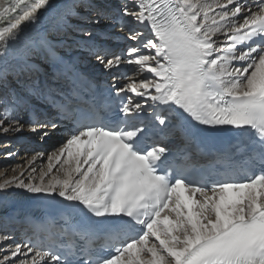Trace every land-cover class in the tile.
I'll return each mask as SVG.
<instances>
[{"label":"snow or ice","instance_id":"obj_1","mask_svg":"<svg viewBox=\"0 0 264 264\" xmlns=\"http://www.w3.org/2000/svg\"><path fill=\"white\" fill-rule=\"evenodd\" d=\"M81 6L95 14V24L126 17L125 23L142 26L129 29L135 44L126 54L93 52L106 69L128 64L151 74L126 87L163 109L155 116L161 132L182 137L189 148L197 135L212 131L235 130L247 139L239 141L243 151L238 147L214 157L222 165L216 178L199 174L189 180L197 174L190 152L177 154L159 142L146 145L140 103L129 98L119 109L122 115L108 123L93 107H78L51 89L35 90L47 107L34 105L28 96L9 94L5 67L0 131L19 132L27 124L44 139L66 122L68 136L53 156L57 164L74 165L66 178L45 183L43 174L39 184L20 180L15 186L50 197L49 204L96 227L82 230L85 246L78 261L69 259L71 251L43 244L16 243L5 251L3 244L12 237L0 234V264H264V0H135L115 10L106 0H87ZM52 7V0H0V63L9 64L25 30ZM215 8L221 11L210 16ZM216 33L226 37L223 46L212 39ZM41 52L55 56L49 41L41 39L25 45L24 57ZM10 107L31 118L23 123L9 118ZM170 113L184 123H172ZM241 173L245 178L237 179ZM12 184L0 183V195L6 198ZM97 231L103 233L99 244Z\"/></svg>","mask_w":264,"mask_h":264},{"label":"bare ground","instance_id":"obj_2","mask_svg":"<svg viewBox=\"0 0 264 264\" xmlns=\"http://www.w3.org/2000/svg\"><path fill=\"white\" fill-rule=\"evenodd\" d=\"M112 1H113V4H116L115 0H112ZM128 1H130L132 3L135 2V0H128ZM208 2L214 3V0H208ZM86 3H87V0H52L53 7L47 13H45V15L42 17L40 23L37 26H35L34 28H28L25 30L23 39L21 40V43L14 46V49H13L14 55H13V57H10L9 64L7 66H5L3 63H0V70H4L5 67L7 68L8 81L10 82L13 80L14 84L18 83V84H16L17 86H14V88L12 85V88L7 89V90H10V92H9L10 94H12V93L27 94L29 92L28 84L22 83L24 81L23 78H25V82L28 81L31 84L33 83L31 81V79H32L34 73L30 69V67L28 66L29 65L28 62H25V59L27 61H30L29 59L38 58V60H39L40 54L25 58L24 57V49H25L26 44L31 43V42H35L36 39L43 38V39H47V40L51 41L52 43L54 42L58 46H62L63 49L69 50V49H75L76 48V50L77 49L79 50V46H80L79 43L81 42V40L71 42L73 37H71L70 39L67 38L65 40H67L70 43V45H72V46H68L67 43H63L64 35H65L63 32H64V30L71 32L70 31V30H72L71 26L77 22L75 19H77L78 17L80 18V19H78V23H80V24H86L87 26L99 25V24L93 23V21L96 19L95 14L94 13L90 14L87 7L81 6L82 4H86ZM123 5L124 4H121V3L116 4L117 8L121 7ZM128 5L131 6L130 4H128ZM78 7H81V11H83L82 13H80L81 12L80 10L78 12V9H79ZM220 11H221L220 8H215L214 11L209 12V15L215 16L216 13H218ZM76 14H77V16H76ZM88 15H90L91 20L86 19ZM61 16H63L64 19H60ZM74 16H75V19L73 18V20H71L70 18H72ZM217 19H219L218 16H217ZM81 20H84V21H81ZM100 22L102 23V20ZM105 23H106L105 24L106 27L113 26L112 23H109V22H105ZM209 23H211V22H209ZM220 23L223 24L224 22L220 21ZM65 25H67V27H65ZM131 27L133 29L142 28V26L134 24V23L132 24V26H129V28H131ZM212 27H215V26L212 25ZM117 28H118V29H116L117 33H121V34H124L126 36L130 35V34H127L128 28H125V27L124 28L117 27ZM78 29L80 30L81 28H78ZM79 30H76V32ZM142 30L145 32L146 35H149V29L143 28ZM61 31H63V32H61ZM60 32H61V35H60ZM58 36H62V37H58ZM75 36L76 37H82V39H83V37H86L87 35L84 34V36H82L81 33H78ZM223 36L224 35H222L221 33H216L215 35H213L212 38H213V40H218L220 42V44L222 45V42L224 39ZM145 51H147V50H145ZM85 56H87L86 59H88V57H89L88 54L85 53ZM102 66L103 65L100 64L97 59L94 60V64L92 65V67H95L96 70L100 69ZM149 75H151V74L147 73V72H139L138 73L137 71H134L132 73L133 81H135L137 83L141 79H143L145 76L149 77ZM20 81H21V83H20ZM9 85L10 84H7V87ZM2 91H5L4 87H0V95H3ZM0 113L2 114L1 116H3L5 114L2 106H0ZM7 114L9 116V118L16 116L15 115L16 112L14 113L12 111L11 107L8 109ZM17 118L21 119L22 123L24 122V119L22 117H17ZM4 126L7 127L8 126L7 123H5ZM23 130L27 131L29 133L30 137L26 136L27 134L21 135V133H24V132H22ZM49 136H50V132H49ZM27 137H28V139H31V140H34L37 142H42V140H40V141L38 140V133L32 132L30 129L25 128V126L19 132H9V133L5 134L2 131H0V141L4 140V142H2L0 144V149H6L8 147H12V145L15 143V141L17 139H23V138H27ZM48 137L44 138V141H47ZM20 146L17 147V150L21 148ZM43 147H44V149H46L45 145ZM59 147H60L59 142L57 144L53 145V147H51L52 149H50V152L48 153L49 156H53V153L56 152V150ZM4 151H6V150H4ZM20 151H19V153H20ZM9 153H11V155H9ZM12 153L13 152L11 151V152H8L4 155V156H6L5 159L9 158L8 161H11V162L9 164L5 165L4 167L0 166V183H3L5 180L13 181L12 186L7 189V192H10V193L28 192L24 188H17L15 186L16 181L23 180L25 184H29V183L39 184L41 176L43 174H46V175H44V181H45V183H47L49 180H52V179L66 178L67 171L70 169V167H74V165L70 166V165L63 164L62 161H61V164H57L54 156H53V159L50 161L48 157H44L46 154L44 152H41V153H43V155H37L36 154L33 156H27L26 158H25V156H26L25 153L22 152V154H20V157H18L17 160L12 159L13 158ZM33 157H36L35 160H33ZM43 158H47V162L45 165L46 167L43 166V169L40 171L39 176H33L32 173L35 171H33L32 169L33 168L36 169L37 167H40L41 166V160ZM21 162H23V164ZM50 164H51V171H49ZM29 166H30V168L28 170H26ZM28 171H29V173H27ZM30 174H32V176ZM73 175H75V173H73ZM14 247L15 246L13 244L11 245L10 243H8V241L3 244V248L5 251H9L10 249H12Z\"/></svg>","mask_w":264,"mask_h":264},{"label":"rangeland","instance_id":"obj_3","mask_svg":"<svg viewBox=\"0 0 264 264\" xmlns=\"http://www.w3.org/2000/svg\"><path fill=\"white\" fill-rule=\"evenodd\" d=\"M130 5H132V4H130ZM79 9H78V12H79V10L81 11V7H78ZM83 11H81L80 13H82ZM76 16H77V14H76ZM73 18L75 19V16L74 17H72V18H70L71 20H73ZM78 19H80L79 17L77 18V19H75L76 21V23H74V25H72L71 26V28H72V30H70L71 32H69V31H65L64 30V32L63 31H61V32H63L65 35H64V40H63V42L64 43H67V45L68 46H71L70 45V43L67 41V40H65V39H70L71 37H73L72 38V40H71V42L72 41H76L77 39H78V37L76 38V36L75 35H77L78 33H81V35L83 34V33H85L86 31H88V32H90V30H87V29H90V27H93V25H89V26H87L86 24H80V23H78ZM87 19L88 20H91V17L89 16V17H87ZM81 21H84V20H81ZM83 23V22H82ZM100 24H101V22L99 23V25H96V27L97 26H100ZM74 26V27H73ZM81 26H82V28H84V29H86V30H83L82 28H81ZM102 26V25H101ZM100 26V27H101ZM130 26H132V25H130ZM109 27H112V26H109ZM78 28H81L80 30H83V31H85V32H83V31H80ZM104 28H108V27H106V25H105V27ZM132 28V27H131ZM76 30H79V31H77L76 32ZM61 32H60V35H61ZM84 36V35H83ZM58 37H61V36H58ZM79 41V40H78ZM54 43V42H53ZM69 43V44H68ZM54 45H56L55 43H54ZM56 46H58V45H56ZM29 60H38V58H34V59H29ZM84 60H89V59H86V57H84ZM32 80V79H31ZM21 82V81H20ZM7 84H10L8 87H7V89L8 88H11V86L13 85V87L14 86H17L16 84H18V83H16V84H14V81L12 80V81H8V83ZM8 92H9V90H8ZM2 94H4V91H2ZM10 94V93H9ZM2 114L0 113V116H1ZM26 130V129H25ZM22 132H24V133H21V135H26V136H29V133L27 132V131H22ZM44 141V140H43ZM2 142H4V140L3 141H0V144L2 143ZM44 142H46V141H44ZM43 142V143H44ZM10 149H11V147H8V148H6V149H0V150H6V151H1L0 152V161L3 159V158H5L6 156H4L6 153H8V152H11L10 151ZM12 149H14V148H12ZM22 154V153H21ZM4 156V157H3ZM44 157H50L49 155L47 156V155H45ZM14 159H16L17 160V158H14ZM2 162V161H1ZM11 161H8V162H6L5 164H0V166L1 167H4L5 165H7V164H9ZM46 162H47V158H43L42 160H41V166L40 167H37L36 169H35V172H33L32 174H33V176H39V173H40V171L43 169V166H45L46 165ZM22 164H23V162H21ZM13 164V163H12ZM15 164V163H14ZM46 167V166H45ZM30 168V166L26 169V170H28ZM30 171V170H29ZM29 171L27 172V173H29ZM26 173V174H27ZM25 174V175H26ZM32 174H30L31 176H32ZM24 176V175H23ZM24 178V177H23Z\"/></svg>","mask_w":264,"mask_h":264}]
</instances>
